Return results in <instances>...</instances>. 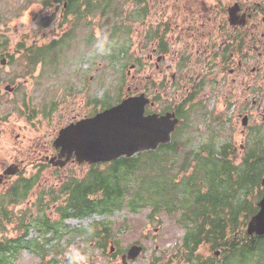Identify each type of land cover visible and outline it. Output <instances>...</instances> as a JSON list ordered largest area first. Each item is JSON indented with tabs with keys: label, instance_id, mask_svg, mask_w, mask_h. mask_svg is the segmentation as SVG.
<instances>
[{
	"label": "rangeland",
	"instance_id": "obj_1",
	"mask_svg": "<svg viewBox=\"0 0 264 264\" xmlns=\"http://www.w3.org/2000/svg\"><path fill=\"white\" fill-rule=\"evenodd\" d=\"M153 5L163 10L167 9L168 12L172 9L173 19L176 16L180 17L178 11L185 8L180 2L172 5L167 0H154ZM142 6L136 5L134 0H114L105 15L91 14L74 23L69 21H74L72 15L66 18L64 5L56 0H0V22H4L10 29L11 50L16 49L14 54H20L10 71L12 76L24 69L28 71L27 78H22V81L26 80V87L22 93L28 89L26 99L29 102V109L38 112L34 118L26 114L30 120L35 121L33 126H38L37 131L35 129L33 132L29 131L27 138L54 141L59 130L92 115L95 110L115 106L119 99L125 98L126 95L137 96L144 93L146 97L152 99L154 93H150V85L153 83L151 76L154 68L147 61L148 46L139 45L136 34L138 29L141 31L145 29L141 26L144 19L138 13ZM111 31L112 37L117 38L116 42L110 43ZM68 32L71 35L67 36ZM63 37L68 40L64 46H59ZM33 41L36 43L33 44ZM32 45L36 49L31 50ZM46 47L49 49L46 50ZM122 48L125 51L121 52ZM37 49L40 51L45 49L46 55L41 56L40 61L33 64L30 61L31 54ZM113 57L117 59L113 60ZM127 88H130V92H127ZM172 92H174L172 89H168L164 94L159 90V96L152 99L156 103L153 107L148 105L146 111L171 110L175 103V94ZM212 98L213 94H208L203 100H196L188 109V117L181 119L185 125L180 124L176 132L178 151L183 153V147L188 145L185 151L196 153L203 145L205 151L198 157L197 168L211 169L213 165V171L201 170L208 175L210 182L215 171L218 172V179L228 175V182H231L232 169L222 162L220 154L212 150L214 147L221 152L222 147L231 144L236 149L227 159L232 160L235 167V178L232 181L235 183L242 174L241 166L244 163V155L238 151L242 139L239 126L225 118H220L214 125L209 122ZM260 131L259 120L252 122L247 137L246 135L243 137L247 140V150L248 146L251 147L257 141L255 133ZM209 151L215 153L212 160L210 157L214 154ZM227 152L228 156L229 151ZM181 160L182 157L172 162L176 167L175 173H178L176 180L180 182L182 179L190 178L193 172L190 168L184 172ZM74 162L73 160L59 172L58 181L56 175L54 179L46 180L47 183L40 181L37 184L42 186L40 191L45 192V188L59 183L60 187L54 190L58 192L57 201L52 202L51 197L45 195L42 196L45 204L40 206L32 203L34 195L26 198L30 189L22 188L21 194L19 189L6 191L9 194L7 199L11 203L7 202L4 207L9 212L10 219L1 221L0 213V249H4L5 241L9 240H16L17 244L20 242L21 245H17L16 250L4 254L5 264H123L121 255L132 245H138L143 251L128 264H190L186 250L181 245L184 236L181 211L170 215L163 211L152 214V210L144 208V205L138 212H131L118 206L119 208L113 209L112 214L108 215L95 213L82 218L69 216L73 210L65 203V198L61 199L59 195L61 186L70 178H81L89 172L88 166H78ZM99 169H104L105 172L107 170L101 166ZM36 171L38 176L43 174L37 168H31L25 179ZM242 175L246 176L244 172ZM252 176L255 185L261 181L260 171ZM34 185L35 182L32 186ZM200 186L202 192H205L208 184L200 180ZM235 188L233 186L234 190ZM129 189L131 194L137 190L135 182L130 181ZM248 189H251L246 198L251 203L249 209L256 210V204L262 195L259 196L258 190L253 187ZM6 192H0L1 196L6 195ZM246 192L247 187L238 190L237 198L242 200ZM15 193L26 200L13 201ZM2 209L4 208L0 207V212ZM62 214L65 216L64 219ZM100 221L111 224L109 240L99 241L97 237H91L92 226ZM43 222L55 227L56 231H47ZM243 227L238 231L237 238H241ZM81 229L88 231L83 232L85 234L82 236L74 237V232ZM105 241L106 246L102 247ZM111 246L114 247L113 252L109 251ZM209 247V244H202L198 248V254L209 258L213 253ZM218 264H222L221 261ZM239 264H255L254 258H250L247 263L240 260Z\"/></svg>",
	"mask_w": 264,
	"mask_h": 264
},
{
	"label": "flooded vegetation",
	"instance_id": "obj_2",
	"mask_svg": "<svg viewBox=\"0 0 264 264\" xmlns=\"http://www.w3.org/2000/svg\"><path fill=\"white\" fill-rule=\"evenodd\" d=\"M167 1L185 6L178 11L180 17L173 19L172 9L168 12L156 8L154 0H145L138 12L144 19L141 26L145 29L136 31L139 45L148 46L147 61L154 68L150 85L153 95L158 97L159 90L165 94L168 89L175 94L171 110L164 109L158 114L172 113V119L180 123L182 118L188 117L182 115L188 114L196 100L213 94L209 122L214 125L220 118H225L239 126L242 139L238 151L244 155L247 167L251 166L254 155L262 159L263 182V0ZM9 32V27L0 22V192L19 189L21 194L22 188H31L35 182L33 178L29 186H25V178H22L30 168L38 165L46 180L54 179L58 174V181L59 172L73 160L63 168L53 167L49 159L58 155L52 147L53 141L27 138L29 131H37L38 126H33L35 121L28 125L26 114L35 116L38 112L32 110L29 114L26 99L29 91L26 88L22 93L26 87V80L22 81V78L28 76V71L24 69L15 76L10 71L20 54L14 55L15 50H11ZM155 103L152 101L150 107ZM257 120L261 131L255 133L257 141L247 150V140L243 137H247L251 123ZM225 146L222 151L226 153L233 154L236 149L230 144ZM45 172H48L47 176H44ZM261 189L264 193V184ZM7 192L3 196L0 194V207L8 202Z\"/></svg>",
	"mask_w": 264,
	"mask_h": 264
},
{
	"label": "trees",
	"instance_id": "obj_3",
	"mask_svg": "<svg viewBox=\"0 0 264 264\" xmlns=\"http://www.w3.org/2000/svg\"><path fill=\"white\" fill-rule=\"evenodd\" d=\"M56 1L62 5L66 3V8L63 10L65 16L67 18L72 15L74 21H69L75 23L78 19H84L91 14L105 15L114 0ZM141 1L138 0L136 4L139 5L142 3ZM69 35H71L70 32L67 33V36ZM109 35L110 43L117 41L116 37H112V31L109 32ZM67 40L68 38L63 37L59 46H64ZM49 47L45 49L48 50ZM45 49L37 51L36 55L40 58L45 56ZM123 51L125 50L122 48L121 52ZM33 54L35 55L33 52L31 57ZM112 59L117 58L113 57ZM30 61L33 64L37 63L36 58ZM176 146L177 144L174 143L163 146L154 152L140 153L130 159L122 158L104 165L107 168L106 172L104 169L100 170V166H92L83 179L71 180L65 188V191L68 192L66 202L73 210L69 216L82 218L95 213L108 215L112 214L113 209L119 208L118 206L123 208L124 205L137 211L144 205V208H150L153 214L163 211L170 215L181 211L183 227L179 223L186 231L182 246L187 250V258L191 264H217L212 257L201 260L199 255L195 254L204 243L209 244V250L222 249L226 252L228 257L221 260L222 264H239L240 260L247 263L250 258H254L255 264H263L264 237L249 239V244L234 237L238 227L244 226L252 215L251 213L255 211L254 208L249 209V204L246 201L237 198V192L246 187L247 189L253 186L259 187V182L255 185L252 174L256 175V172L260 170L262 159L254 158L253 164L244 172L246 176H243L242 172L235 183L232 182L233 180L228 182V175L218 179L217 171L212 174L213 178L210 182L208 175L201 172L203 167L197 168L198 163L194 164L191 177L182 179L180 182L176 180L178 173H175L176 167L172 165L177 156ZM190 156L191 152L188 153L186 159L182 158L181 160L182 165L181 163L180 165L184 172L189 170L191 161L194 160H190ZM208 170L213 171V165ZM230 173L232 175L233 172ZM200 180L208 184L205 193L202 192ZM130 181L135 182L137 187L133 194L129 189ZM233 186L236 187L235 190ZM110 226L111 224L104 221L96 223L93 226L95 234L89 231L91 237L94 235L99 237L102 233H105V237H110ZM49 229L56 231L53 226ZM87 230H77L73 235L74 237L82 236L85 234L83 232ZM32 247L33 245L29 248L32 249ZM0 264H5L3 248L0 249Z\"/></svg>",
	"mask_w": 264,
	"mask_h": 264
},
{
	"label": "water",
	"instance_id": "obj_4",
	"mask_svg": "<svg viewBox=\"0 0 264 264\" xmlns=\"http://www.w3.org/2000/svg\"><path fill=\"white\" fill-rule=\"evenodd\" d=\"M147 99L144 96L127 97L117 106L85 118L59 131L54 147L60 149L59 157L66 160L73 155L76 161L90 165L132 157L136 153L155 150L160 144L169 142L176 122L171 115L144 116ZM259 208L250 221L249 235H264V196L257 204ZM142 248L133 246L123 264L135 260Z\"/></svg>",
	"mask_w": 264,
	"mask_h": 264
},
{
	"label": "bare ground",
	"instance_id": "obj_5",
	"mask_svg": "<svg viewBox=\"0 0 264 264\" xmlns=\"http://www.w3.org/2000/svg\"><path fill=\"white\" fill-rule=\"evenodd\" d=\"M29 186V185H28ZM27 189H30V188H27ZM22 198H24V197H22Z\"/></svg>",
	"mask_w": 264,
	"mask_h": 264
}]
</instances>
